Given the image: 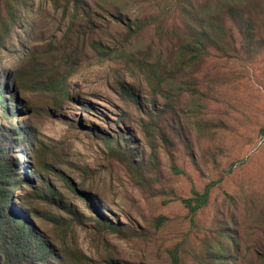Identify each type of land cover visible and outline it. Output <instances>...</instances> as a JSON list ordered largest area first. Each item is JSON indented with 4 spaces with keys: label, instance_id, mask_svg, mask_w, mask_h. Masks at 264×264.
<instances>
[{
    "label": "rangeland",
    "instance_id": "rangeland-1",
    "mask_svg": "<svg viewBox=\"0 0 264 264\" xmlns=\"http://www.w3.org/2000/svg\"><path fill=\"white\" fill-rule=\"evenodd\" d=\"M244 1L181 24L207 35L195 60L140 30L165 0H0V264H264V0Z\"/></svg>",
    "mask_w": 264,
    "mask_h": 264
},
{
    "label": "trees",
    "instance_id": "trees-1",
    "mask_svg": "<svg viewBox=\"0 0 264 264\" xmlns=\"http://www.w3.org/2000/svg\"><path fill=\"white\" fill-rule=\"evenodd\" d=\"M92 1V0H91ZM94 3L99 4L103 2L107 7L113 6L116 10L120 12V15H124L129 12L130 8L135 4V0H93ZM198 2V3H197ZM244 2V3H243ZM249 1L244 0H165L164 6L160 7L158 13L154 10V14L149 16V13L145 15L144 18H138L137 23L140 30H142L148 23L153 22V24H159L160 31L163 35H172L171 32L179 31L182 34V40H179V50L177 49V56L182 55H192L195 60H198L200 55L205 53L207 48H200L202 41L206 39L207 35L204 31L201 33H195L193 35L187 36L183 33L181 24L189 19H193L196 13L195 9H199V14H204L203 25L207 23L212 26L219 20V15L217 11H232L235 7L241 6ZM77 3V2H76ZM80 7L78 3L76 5ZM156 11V12H155ZM149 16V19H148ZM222 18V17H220ZM223 19V18H222ZM226 20V19H223ZM156 24V25H157ZM213 27V26H212ZM211 27V28H212ZM4 188L0 190V194L4 195ZM194 198H184L181 199L183 205L190 210H195L199 208L207 200L208 190L203 193L193 192ZM8 200L7 195H4V201ZM196 202V204H192ZM22 225L25 223L18 220ZM175 264L176 258H175Z\"/></svg>",
    "mask_w": 264,
    "mask_h": 264
}]
</instances>
